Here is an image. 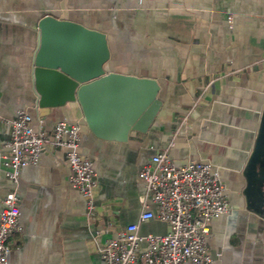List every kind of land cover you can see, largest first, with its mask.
Returning a JSON list of instances; mask_svg holds the SVG:
<instances>
[{
    "label": "crops",
    "instance_id": "1",
    "mask_svg": "<svg viewBox=\"0 0 264 264\" xmlns=\"http://www.w3.org/2000/svg\"><path fill=\"white\" fill-rule=\"evenodd\" d=\"M48 14L103 32L106 72L157 82L160 105L143 131L103 139L88 129L78 102L36 105L32 56L38 22ZM20 109L34 128L80 125L79 151L91 160L97 187L88 217L67 181L64 150L45 147L16 184L0 168V212L14 189L22 228L6 264H103L98 241L138 222L145 199L138 172L162 151L178 165L210 162L226 186L230 211L208 224L215 263L264 264V194L244 192L264 114V0H0V147ZM167 230L156 218L138 226L140 235Z\"/></svg>",
    "mask_w": 264,
    "mask_h": 264
},
{
    "label": "built area",
    "instance_id": "2",
    "mask_svg": "<svg viewBox=\"0 0 264 264\" xmlns=\"http://www.w3.org/2000/svg\"><path fill=\"white\" fill-rule=\"evenodd\" d=\"M186 117L183 115L182 120ZM31 120L30 114L20 109L8 121L9 138L0 147V168L6 178L16 184L20 169L36 164L45 147L51 151L62 149L70 170L67 181L82 195L86 214L91 217L97 181L91 160L79 151L80 125L58 121L46 131L40 124L34 128ZM138 178L144 184L143 210L138 222L126 225L114 237L98 241L103 264H216L208 253V224L212 218L227 214L230 207L226 186L212 164L190 160L178 165L162 151L140 168ZM1 200L0 264H6L12 237L22 228L15 190L8 191ZM151 218L165 222L168 230L140 235L139 223ZM141 242L145 243L143 248Z\"/></svg>",
    "mask_w": 264,
    "mask_h": 264
},
{
    "label": "water",
    "instance_id": "3",
    "mask_svg": "<svg viewBox=\"0 0 264 264\" xmlns=\"http://www.w3.org/2000/svg\"><path fill=\"white\" fill-rule=\"evenodd\" d=\"M37 27L38 42L32 56L37 106L76 101L88 129L103 139L124 140L130 130L145 129L160 105L154 79L106 72L110 52L103 32L49 14ZM118 117L123 119L115 123ZM245 175V194L262 196L264 114Z\"/></svg>",
    "mask_w": 264,
    "mask_h": 264
}]
</instances>
